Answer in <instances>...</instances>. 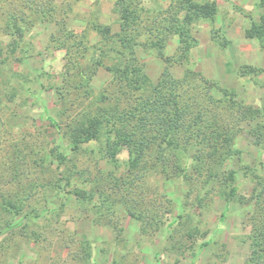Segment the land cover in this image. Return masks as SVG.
I'll return each mask as SVG.
<instances>
[{
  "label": "rangeland",
  "instance_id": "1",
  "mask_svg": "<svg viewBox=\"0 0 264 264\" xmlns=\"http://www.w3.org/2000/svg\"><path fill=\"white\" fill-rule=\"evenodd\" d=\"M54 1L50 14L45 9L51 0H0V264H246L253 174H264V128H251L264 124V115L235 131L236 153L220 167L234 170L237 196L228 200L218 186L209 192L200 178L177 175L171 162L165 171L146 165L147 174L148 167L157 169L140 183L147 202L139 195L131 205H145V215L158 211L162 223L145 222L142 230L116 201L121 192L113 186L115 177L126 175L127 150L112 145L111 135L107 142L104 122L95 126L91 120L114 107L121 90L106 68L117 46L102 33L119 30V12L114 0ZM201 2L210 6L205 13L215 12L188 23L195 42L186 56H179L176 33H162L158 46L146 34L139 37L133 65L140 82L155 84L166 68L175 77L192 71L233 91L242 109L263 108L264 37L248 31L260 23L264 6L260 0ZM173 4L139 0L135 15L148 24ZM62 34L81 38L84 54L61 47L68 44ZM85 125L95 127V137L72 149ZM256 131L263 132L260 144ZM55 145L67 155L61 164L50 154ZM68 177L75 186L62 197L58 187ZM75 188H81L79 197ZM8 198H23L24 212L34 217L18 220L14 209L3 206ZM102 200L115 201L112 212L94 205ZM32 231L35 239L27 236Z\"/></svg>",
  "mask_w": 264,
  "mask_h": 264
},
{
  "label": "trees",
  "instance_id": "2",
  "mask_svg": "<svg viewBox=\"0 0 264 264\" xmlns=\"http://www.w3.org/2000/svg\"><path fill=\"white\" fill-rule=\"evenodd\" d=\"M260 2L264 6V0ZM138 3L139 0H114V7L120 16L119 30L111 33L106 27L102 33L108 34L106 38H111L117 46L116 54L106 68L111 72L114 81L119 83L121 90L115 96L114 107L110 106L107 111L93 113L91 120L95 126L104 122L110 132L107 142L111 135L112 145H124L127 150L126 175L115 177L113 182V186L121 192L116 201L122 202L125 210L141 221L142 230L145 231V226L152 227V224L159 226L162 223V217L158 211L152 210L150 215H145V205L144 207L131 205L133 200L140 196L143 203L147 202L146 192L142 193L144 189L140 183L149 173L152 175L154 174L152 171H157V169L149 168L150 166L165 171L168 166L166 163L171 162L174 164L177 175L200 178L202 189L207 188L210 192L211 188L218 186L227 200L237 196V187L233 184L234 170L220 167L231 154L236 153L235 131H240L241 124L250 122L257 113L262 117L264 107L242 109L244 106L235 100L233 91L222 88L211 79L192 71L185 72L181 77H175L166 68L155 84L143 86L140 82V70L133 65L134 46L138 43L139 37L146 34L145 38L151 41V45L158 46L160 42H163L164 34L162 33H176L182 47L179 56H186L188 49L195 42L189 32L188 23L192 18L197 20L202 17H211L215 11L213 8L210 15L205 13L210 10V6L208 2L202 3L201 0L200 2L174 0V4L170 6V9L174 8L173 10L164 9L163 16L152 15L151 19L147 20L148 24H142L139 14L135 15ZM49 4L45 10H49L51 14L57 4L54 0H51ZM11 16H14V13H11ZM96 28H100V25H96ZM248 32L252 34L250 36L264 37V16L260 23ZM62 35L59 36L63 38V42H65L64 39L68 40V44L63 43L61 47L66 49L70 47V50L73 49L75 53L77 50H82L84 54L83 50L87 47L81 38H76L75 35L71 36L75 38ZM59 36L56 38H60ZM261 84L264 86V80ZM105 112H107L106 115H104ZM50 122H54V119L50 118ZM88 126L85 125V130L72 139V149L95 137L97 132L95 127L92 125L88 128ZM255 127L256 129L264 128V124L257 122L251 130L255 131ZM262 134V131L254 133L257 138L255 144H260L259 137ZM55 146L56 149H52L50 154L58 164H61L67 155L58 150V145ZM189 151L191 154L186 158ZM110 154L116 160L114 149ZM146 165L149 166L148 174ZM253 176L254 210L248 217L247 238L250 253L246 264H264V174H253ZM58 181L57 184L54 183L55 186L58 185ZM70 184L68 177L59 185V194L62 197L73 190L75 186L73 181L71 187H67ZM75 190V195L79 197L78 191L81 188H75ZM27 198L25 196L24 200ZM114 202L102 200V203L100 201L94 205L100 209L104 206L107 211L112 212ZM65 203L62 199L57 207L61 208ZM25 204L23 198H8L3 201V206L14 209L18 220L34 217L31 212H24ZM49 210L53 209L49 208ZM29 235L30 237L35 235L32 239L38 236L36 231H32L27 236ZM84 247H87L86 244H83ZM84 254L89 255L86 249Z\"/></svg>",
  "mask_w": 264,
  "mask_h": 264
}]
</instances>
